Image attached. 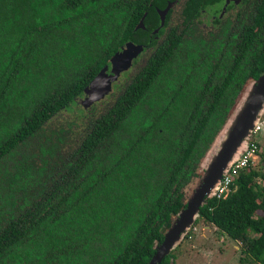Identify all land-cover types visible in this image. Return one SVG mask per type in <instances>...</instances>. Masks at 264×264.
I'll use <instances>...</instances> for the list:
<instances>
[{
	"label": "trees",
	"instance_id": "trees-1",
	"mask_svg": "<svg viewBox=\"0 0 264 264\" xmlns=\"http://www.w3.org/2000/svg\"><path fill=\"white\" fill-rule=\"evenodd\" d=\"M155 4L163 5L0 0V162L11 156L13 173L0 175V202L12 197L0 215V264H147L185 207L183 188L199 178L244 82L264 73V0L252 24L214 19L206 38L188 26L209 3L187 0L178 32L165 31L166 18L160 43L144 40L150 54L109 104L98 114L79 106L108 58L127 40L142 43L158 23ZM143 12L144 29H134ZM62 110L85 126L78 143L71 129L49 128L61 134L41 145L42 130ZM28 145L34 156L13 158ZM260 160L263 171L240 169L224 197L204 196L194 223L213 226L264 264ZM172 250L157 264H173Z\"/></svg>",
	"mask_w": 264,
	"mask_h": 264
},
{
	"label": "rangeland",
	"instance_id": "rangeland-1",
	"mask_svg": "<svg viewBox=\"0 0 264 264\" xmlns=\"http://www.w3.org/2000/svg\"><path fill=\"white\" fill-rule=\"evenodd\" d=\"M179 12V5L174 6L173 14H172V21H170L169 26H179L180 25V17L178 15ZM149 51H145L142 56L141 60L147 56ZM140 61L136 62L131 69L128 71V74L133 75L135 71L138 69ZM128 74L125 76L127 77ZM252 81L251 79H248L244 82L243 88L240 91L238 97L236 98L233 106L230 109V112L228 113V120L227 123L233 118V110L240 105L242 100L244 101L245 97H247V94L249 93L251 87H252ZM113 97H108L107 99L103 101H99L95 103L92 106V111L94 114H98L102 108L109 104ZM80 106V104H79ZM69 121L70 128H66V123ZM80 120L77 119L74 115V111H67L62 110L61 112L57 113L55 116L52 117V119L49 121V123L46 125L45 129L42 130L41 135L43 136L40 138V143L42 145L43 138L46 135H50V140L54 141V137L58 134H50L49 128L53 129V131L59 130V128H62L63 130H69L71 129L70 136L73 139L74 142L78 143V137L79 134L82 133L83 129H85V126L82 125ZM226 123V124H227ZM259 126V129L252 133V130L255 126ZM228 127V126H227ZM225 133V130L221 132V135ZM66 139L65 137L62 138ZM68 139V138H67ZM218 139L214 141L210 149L208 150V153L205 154L204 158L201 160L199 167H198V177L192 179L184 188V198L188 200L193 193L195 192L199 182L200 177L204 174L205 167L207 165L208 160H211L212 152L214 153V146H216V143L218 144ZM224 139V138H223ZM245 141V139H244ZM250 142H256L258 143L257 147V157H254L253 163L254 168L258 169L260 171H263V167L261 165L260 157L261 155H264V106L261 109L260 113L257 115V120L253 123V126L250 130V135L247 137L245 143ZM65 143V140H64ZM63 143H61L62 145ZM32 145H28L26 147L27 152L26 153H16L13 158H25L27 157L28 153L32 156L35 155L37 152L35 149V146L31 147ZM240 149V148H239ZM241 150V149H240ZM37 162V159H35ZM12 161L11 156L4 158L0 162V175L3 180H6V178H11L12 173ZM38 162L36 163V165ZM12 185L14 186V191H17V188L19 187V181L13 182ZM4 187V186H3ZM216 187V186H215ZM15 196H19L18 194ZM6 197V194L4 192V188L0 189V201L3 200ZM9 201H5L4 203L0 202V215H3V217L7 216V213H5L9 208V205L7 203L12 202V197L9 196ZM14 197V195H13ZM14 200V199H13ZM15 205H16V199ZM21 204V203H18ZM14 210H17V206L13 207ZM13 211V210H12ZM196 217V216H195ZM172 257H173V264H258L257 262L253 261L250 257H248L243 251L242 246L239 242L233 241L226 237L225 235L219 233L213 226L205 223L201 219H198L195 223L194 220L192 223L188 224L186 228L184 229L183 233L180 235L179 239L175 242L174 246L172 247Z\"/></svg>",
	"mask_w": 264,
	"mask_h": 264
},
{
	"label": "water",
	"instance_id": "water-1",
	"mask_svg": "<svg viewBox=\"0 0 264 264\" xmlns=\"http://www.w3.org/2000/svg\"><path fill=\"white\" fill-rule=\"evenodd\" d=\"M167 8L168 5L160 12L161 21ZM143 27L142 18H140L134 28ZM141 50L142 46L140 45L131 42L123 43L83 88L85 98L79 102L82 107H87L91 103L102 99L110 91L111 83L117 79L120 72L129 68L131 59ZM263 106L264 73L258 79L252 81V87L247 97L233 110V118L228 123L229 116H227L226 121L212 142L213 144L220 136L218 144L216 143V146H214V153L212 152L210 155V157L212 156L211 160L206 161L207 165L204 174L200 177V182L195 192L187 200L185 207L179 212L177 218L165 232L163 240L156 246L155 252L147 264H157L161 257L174 246L186 226L192 223L204 196H209L213 193L215 186L219 182L220 177L226 172L229 164L245 149L247 145L245 143L246 139L249 137L253 123L257 120V115ZM222 130H225V133L221 135ZM208 150L205 154L208 153Z\"/></svg>",
	"mask_w": 264,
	"mask_h": 264
},
{
	"label": "flooded vegetation",
	"instance_id": "flooded-vegetation-1",
	"mask_svg": "<svg viewBox=\"0 0 264 264\" xmlns=\"http://www.w3.org/2000/svg\"><path fill=\"white\" fill-rule=\"evenodd\" d=\"M186 1L187 0H156V3H158V4L161 3L163 5H161V6H157L156 4L153 5L155 16L157 18L158 23L149 30V33L147 31L143 32V37L146 36V39L142 38V40H143L142 43H135L132 40L125 41V42H131L133 44L142 46V50L140 52H138V54L134 58L131 59V64H130L129 68L125 71L120 72L117 79L111 83L110 91L102 99L91 103L87 107H84L85 109L90 108L95 103H97L99 101H103V100L107 99L108 97L109 98L110 97H116L117 94L119 93V91H121L123 89V86L127 82H129L131 80V78L138 72L139 68L144 64L146 58L148 57V55L150 54L151 49H152L151 47L146 46L144 44V40L147 41L148 43L153 42V44L155 43V45L160 43V41L164 38V34H165L164 32L169 27H171V26H169V23H170V21L173 20L172 14H173L174 6H176V5H179L178 15L180 17V25L178 27L174 26L172 28H174L176 30V32H178L177 28H180L182 26V24H181L182 19H181L180 12H181V9H182V7ZM259 1L260 0H205V2L209 3V5H207L205 8H201V10H199V13L197 15H194L192 18H190V19H192V23H190V25L188 26L189 33H190V35H200L202 38H206L207 33L210 30L213 31L214 26H213L212 22L214 21V19H219V23H222L224 20L228 19L229 24H231L233 22H236L239 19L242 24H246L247 22L249 24H252L253 23V15L255 14V10H256V4ZM151 4L152 3L149 2V5H151ZM167 5H168V8L164 12L163 18L161 21L160 12L163 11ZM144 16H145V12H143V14L140 18H142ZM166 18L168 19V25L166 26L165 31L160 33L159 29L164 26V22H165ZM199 21L200 22L202 21V22L200 24H198ZM193 23H195L196 26L193 25ZM198 28H200V29H198ZM136 29H138V28H136ZM140 29H144V27L140 28ZM145 51H149V52H148L147 56H145V58L142 59V61H140L141 56ZM137 61L138 62L140 61L138 69L135 71V73L133 75L128 74V71L131 69V67L134 64H136ZM127 74H128V76L125 77ZM248 79H251V78H248ZM251 80H253V79H251ZM238 95H239V93H238ZM238 95L236 96V98L238 97ZM84 98H85V94L83 93V89H82V93L80 96H78L76 98V101L79 103L80 100H83ZM236 98H235V100H236Z\"/></svg>",
	"mask_w": 264,
	"mask_h": 264
},
{
	"label": "built area",
	"instance_id": "built-area-1",
	"mask_svg": "<svg viewBox=\"0 0 264 264\" xmlns=\"http://www.w3.org/2000/svg\"><path fill=\"white\" fill-rule=\"evenodd\" d=\"M259 129V126H255L252 133H255ZM257 146L254 142L247 143L245 149L241 151L240 155L232 161L226 172L220 177L219 182L213 190V194L216 197H224L230 190V185L235 176H237L240 169L247 166H254V157H257Z\"/></svg>",
	"mask_w": 264,
	"mask_h": 264
}]
</instances>
